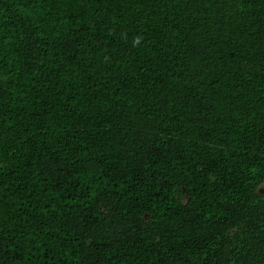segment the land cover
Wrapping results in <instances>:
<instances>
[{"label":"trees","instance_id":"1","mask_svg":"<svg viewBox=\"0 0 264 264\" xmlns=\"http://www.w3.org/2000/svg\"><path fill=\"white\" fill-rule=\"evenodd\" d=\"M264 0H0V264H264Z\"/></svg>","mask_w":264,"mask_h":264},{"label":"rangeland","instance_id":"2","mask_svg":"<svg viewBox=\"0 0 264 264\" xmlns=\"http://www.w3.org/2000/svg\"><path fill=\"white\" fill-rule=\"evenodd\" d=\"M259 193L264 194V185L260 188Z\"/></svg>","mask_w":264,"mask_h":264}]
</instances>
